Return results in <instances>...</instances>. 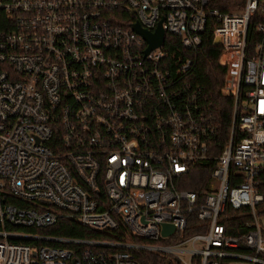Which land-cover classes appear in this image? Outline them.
Instances as JSON below:
<instances>
[{"label":"built area","instance_id":"2783aa9c","mask_svg":"<svg viewBox=\"0 0 264 264\" xmlns=\"http://www.w3.org/2000/svg\"><path fill=\"white\" fill-rule=\"evenodd\" d=\"M211 1L0 0V264H137L127 249L264 264V0L228 13ZM209 21L219 91L234 100L222 152L187 80L194 59L164 45L169 36L196 51ZM136 23L160 25L162 44L146 53ZM202 168L204 191L181 187L201 184ZM59 218L169 242L33 231Z\"/></svg>","mask_w":264,"mask_h":264},{"label":"trees","instance_id":"16d2710c","mask_svg":"<svg viewBox=\"0 0 264 264\" xmlns=\"http://www.w3.org/2000/svg\"><path fill=\"white\" fill-rule=\"evenodd\" d=\"M242 3L243 0H212L210 6L220 12L228 13L240 8ZM214 26V21L208 22L202 45L196 51L188 52L182 50L178 39L169 36L165 37L164 45L169 48L171 55L174 54L175 59L179 56H187L194 59V68L187 77V80L191 85L194 87L197 86L201 90L202 109L206 108L211 122L218 130L215 142L220 144L219 147H221L222 152L232 123L234 100L233 97L222 96L219 91V88L223 85L225 68L218 63L220 47L215 46L213 43L212 30ZM205 168H202L204 170L200 173L203 175L201 184H198L197 181H193L181 185V187L198 192L204 191L210 177V173H208V170ZM257 189L263 196V200L259 204V209L264 215V175L258 178ZM35 230L48 236L68 239L110 240L138 244H162L169 242L164 239L149 241L135 237L121 223L116 230L105 232L90 230L79 225L75 221L59 218L54 225L42 229H34L33 231ZM243 231L245 230L243 229ZM127 251L132 254L137 264H176L166 256L155 252L141 249H127Z\"/></svg>","mask_w":264,"mask_h":264},{"label":"water","instance_id":"95a60500","mask_svg":"<svg viewBox=\"0 0 264 264\" xmlns=\"http://www.w3.org/2000/svg\"><path fill=\"white\" fill-rule=\"evenodd\" d=\"M132 29H133V31H135L137 34H139L147 42L148 46L145 50L146 53L162 44L164 34H163V31H162L160 25L158 26V28L153 33L142 29L138 23L134 24ZM213 43L215 46H219V40L218 39H215ZM173 231H174L173 226L163 225L162 235L168 236Z\"/></svg>","mask_w":264,"mask_h":264}]
</instances>
